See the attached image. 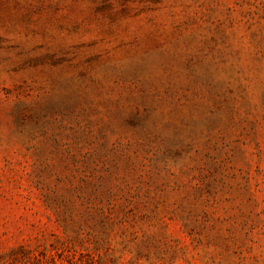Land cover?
Returning a JSON list of instances; mask_svg holds the SVG:
<instances>
[{
	"label": "rangeland",
	"instance_id": "obj_1",
	"mask_svg": "<svg viewBox=\"0 0 264 264\" xmlns=\"http://www.w3.org/2000/svg\"><path fill=\"white\" fill-rule=\"evenodd\" d=\"M0 264H264V0H0Z\"/></svg>",
	"mask_w": 264,
	"mask_h": 264
}]
</instances>
